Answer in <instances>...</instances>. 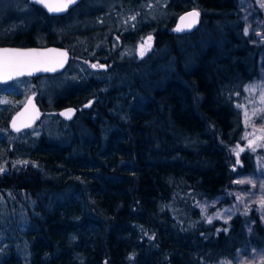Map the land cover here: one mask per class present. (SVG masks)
Listing matches in <instances>:
<instances>
[{"label":"trees","instance_id":"1","mask_svg":"<svg viewBox=\"0 0 264 264\" xmlns=\"http://www.w3.org/2000/svg\"><path fill=\"white\" fill-rule=\"evenodd\" d=\"M140 1L119 2L117 39L81 37L88 56L111 49L110 66L56 89L53 112L93 103L54 132L8 127L43 77L0 86H20L0 105V264H240L264 251L260 205L242 208L236 182L262 171L264 43L244 36L238 0H168L152 27ZM190 9L198 29L176 34ZM146 34L152 54L126 57Z\"/></svg>","mask_w":264,"mask_h":264},{"label":"flooded vegetation","instance_id":"2","mask_svg":"<svg viewBox=\"0 0 264 264\" xmlns=\"http://www.w3.org/2000/svg\"><path fill=\"white\" fill-rule=\"evenodd\" d=\"M94 8L97 10H92ZM103 10L100 0H82L65 14L51 16L41 7L34 4L32 0H0V48H62L68 52L70 57L64 73L73 65H78V68L74 70L79 74V78L74 79H98L100 74L110 66L107 53L111 54V49L108 51L101 48L97 50L98 47L96 49L92 48L93 51H97L94 55L88 56L86 55L88 47L85 45L84 49L79 45H83L81 37L87 35L97 36L101 40V44L99 43L97 46L102 45L104 37L105 39L118 38V32H116V28L118 29L116 10H112L109 14L103 13ZM93 16L95 18L89 20V17ZM131 22L132 20H130ZM151 36L154 38L153 35ZM73 46L76 48H73ZM79 53L80 60L85 62L84 64L80 63L79 58H77L79 62L77 60L76 62L74 61L75 57L73 55ZM88 63L89 65L91 64L89 69ZM94 64H98V71L96 67H92ZM90 102L92 105L93 100L88 103ZM83 107L84 105L74 108V116L77 112L82 111Z\"/></svg>","mask_w":264,"mask_h":264},{"label":"rangeland","instance_id":"3","mask_svg":"<svg viewBox=\"0 0 264 264\" xmlns=\"http://www.w3.org/2000/svg\"><path fill=\"white\" fill-rule=\"evenodd\" d=\"M167 1L168 0H143L142 2L141 1L139 2L138 9H140V14L145 17L144 19H146V21H148V23L149 22L151 23V21L153 20V13L155 12V10L158 9L160 7V5L163 6ZM100 2L102 3L104 10H107L109 12H111L112 9L116 8V13H117L116 19H118L117 21H119L122 17L120 15V13L118 12V7H119L120 3H122V4L128 3V0H100ZM238 2L240 4L239 8H240V11L242 13V16H241L242 26L244 24V34H245L244 36H246L248 38V40L251 44H256V45L262 46V43H264V40H263V38H264V36H263L264 35V33H263V29H264V6H262V5H264V0H238ZM253 8H254V10L256 8V12H259L260 20L258 19L257 16H254L256 14V12L254 11V13H253ZM92 10H97V9L94 8ZM140 21H143V19ZM150 23H149V25H150ZM152 25H153V23H151L150 26L152 27ZM137 27L139 29L146 28V26L145 25L143 26L141 23H138L136 28ZM245 30H247V32ZM170 31L172 32V30H170ZM151 35L152 34L142 35L140 37V39L138 40L134 51L132 53L127 54L126 57L134 56V58H136V59H143L146 56L152 54V52L154 50V39H153V46H152L150 53L146 54V55L144 53V55L141 56V46L145 45L144 41H145L146 37L151 36ZM197 38H199V36H197ZM79 46L84 48V46L82 44H80ZM73 48H76V47L73 46ZM145 50H146V46H145ZM95 52L96 51H93L92 55H94ZM79 56H80V53H79ZM154 56L157 57V54H155ZM79 60H80V57H79ZM77 62H79V61L77 60ZM80 63L84 64L85 62L81 61ZM94 65H97L96 70L98 71V64H94ZM87 66L89 69L91 64L89 65V63H88ZM260 67H261L260 70L262 73L260 81H262L263 83L260 84L259 86H257V88L259 90H261L262 93H264V56L262 57V62H261ZM76 68H78V65H74L73 67H70L66 71V73L61 74L60 77L40 79L38 81V86H39L38 88L35 85L36 83H29V86H33L34 91H39L36 93H39L40 96L43 97L44 103L42 105H43V108L45 110L44 116H43L42 120H40V122H39V126L34 127L31 130V133L36 134V133L48 132V131L50 133H52L55 131V126H56L55 118H56V116H58L59 112H53L51 110L52 105H53V101H54V93H55L56 89L60 90L62 87H65L66 85L68 86L69 84H72L71 82L75 81L74 78H79V76H78L79 74L77 72H75V70H74ZM106 70L104 72H106ZM93 79L97 80L96 78H93ZM82 81H85V79ZM17 87H20V86L0 89V95H2V93L4 95V98L0 96V105H3L6 102V100H5L6 95H8L9 93L11 94V92H16ZM263 96H262V101H263V105H264V97ZM27 98H28L27 96H24L22 98L20 106H22L24 104V102ZM37 103H38V100H37ZM260 122L264 123V115L260 119ZM23 138H24V136L19 137V139H21V140ZM232 152L238 158L239 155L242 154L243 149L235 148ZM261 166H262V171L260 173L252 174V175H246V176H239L236 179V182L242 191V200H243V201H241L242 208L250 209L253 205H257V206L260 205V214L262 215V217H264V205H262V203H261L262 201H264V156L261 157ZM228 215H231V213L229 212L227 214H224L223 218L226 219L228 217ZM249 261L252 262L251 264H253V263L264 264V251L253 252L252 258L246 257L245 259H242L238 262L240 264H244L245 262H246V264H250Z\"/></svg>","mask_w":264,"mask_h":264},{"label":"water","instance_id":"4","mask_svg":"<svg viewBox=\"0 0 264 264\" xmlns=\"http://www.w3.org/2000/svg\"><path fill=\"white\" fill-rule=\"evenodd\" d=\"M34 4H36L37 6L41 7L48 15L51 16H58V15H62L65 14L67 11H69L71 8H73L75 5H77L78 3H80L82 0H75V3L70 4L67 8V10L65 11H61V12H49L48 9L46 7H44L42 4L36 3L35 0H32ZM51 3L56 4L59 3L60 0H50ZM196 11L199 12V17L196 19V23L193 24L190 28L187 26L190 21H191V17H189L188 19L182 21L181 17H187L189 13ZM201 19H202V15L201 12L198 11L197 9H190L184 13H182L175 21L174 23V27H173V32H175L178 35H185V34H192L193 32H195L200 23H201ZM181 28V31H177V28ZM149 37V36H148ZM148 37H146L144 43L148 40ZM151 39V47L148 48L146 45V50H145V55L149 54L152 46H153V37L150 36ZM4 49H9V50H14V51H18V52H24V53H42L44 54L42 59H45L49 62L50 65H57L58 62L62 61L63 62V66L56 67L55 71H39V72H34L31 75H22V76H18L13 78L12 80H8V81H0V86H4V85H8L11 84L14 81L20 80V79H38V78H42V77H52V76H57L60 75L62 73L65 72L68 64H69V54L65 49L62 48H57V47H49V48H41V49H14V48H0V51L4 50ZM60 53H64L66 54L65 56H61ZM36 96L37 93H34L32 95H30L26 101L24 102V104L22 105V107H20L18 109V111L11 117L10 121H9V130L13 133V134H20L26 130L32 129L34 128L41 119V112H40V108L36 103ZM91 105V102L88 103L87 105H85L83 107V109H88V107ZM69 110H71V118H67L65 115H61V113H66L69 112ZM75 114V109L74 108H65L60 112V116L63 120L65 121H70L72 119V117ZM13 122H15L16 124V128L13 127ZM19 128V131H17L16 129Z\"/></svg>","mask_w":264,"mask_h":264},{"label":"snow or ice","instance_id":"5","mask_svg":"<svg viewBox=\"0 0 264 264\" xmlns=\"http://www.w3.org/2000/svg\"><path fill=\"white\" fill-rule=\"evenodd\" d=\"M35 2L42 4L49 12H61L67 10L70 4L75 3V0H60V2L56 4L51 3L50 0H35ZM189 17L192 18L190 23L187 25L190 28L196 23V19L199 17V12L193 11L189 13L187 17H181V20L184 21ZM131 19L134 20L135 17H131ZM176 30L181 31L182 29L178 27ZM245 31L247 32V30ZM151 39L152 38L149 36L148 40L145 42V45L148 48L151 47ZM145 45L141 46V56L145 53ZM43 55L44 54L42 53H24L9 49L0 51V81L12 80L18 76L25 74L31 75L34 72L39 71H55L57 66H63L62 61L58 62L55 66L50 65L47 60L42 59ZM60 55L65 56L66 54L60 53ZM92 67L95 68L97 65H92ZM61 115L71 118V110L66 113H61ZM13 127L16 128L15 122H13ZM16 130L19 131V128ZM0 171H2V169H0ZM261 203L264 205V201Z\"/></svg>","mask_w":264,"mask_h":264}]
</instances>
